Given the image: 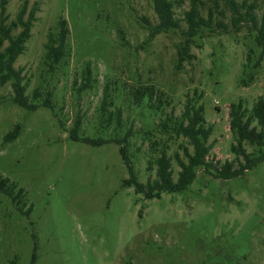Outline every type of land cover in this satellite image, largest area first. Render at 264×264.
<instances>
[{
	"label": "rangeland",
	"instance_id": "1",
	"mask_svg": "<svg viewBox=\"0 0 264 264\" xmlns=\"http://www.w3.org/2000/svg\"><path fill=\"white\" fill-rule=\"evenodd\" d=\"M24 2V19L34 4L38 12L14 67L22 71L26 96L36 88L51 92L55 111L26 112L11 102L10 84L0 86V179L21 189L23 201L17 205L0 193V264H264V161L230 180L198 168L186 191L149 200L124 186L129 174L117 144L68 138L76 117L82 119L81 134L106 137L93 128L107 86L122 112L120 135L131 130L128 153L138 181L154 179L147 162L163 148L176 180L174 154L191 147L159 124L171 111L182 113L186 96L200 95L212 127L208 159L219 167L232 161L237 168L243 161L231 151L229 106L241 101L249 112L264 99V57L250 69L252 82L243 83V64L256 50L249 26L235 31L221 0H171L181 29L191 2L202 17L213 11L211 29L189 43L191 58L180 64V31L151 35L157 24L152 0H7L6 25ZM263 11L261 4L255 12ZM60 19L67 24L70 57L50 74L42 65L44 44ZM86 68L93 87L77 93L73 84ZM141 85L162 93L161 110L133 103L128 92ZM16 126L17 137L7 141Z\"/></svg>",
	"mask_w": 264,
	"mask_h": 264
},
{
	"label": "trees",
	"instance_id": "2",
	"mask_svg": "<svg viewBox=\"0 0 264 264\" xmlns=\"http://www.w3.org/2000/svg\"><path fill=\"white\" fill-rule=\"evenodd\" d=\"M224 7L231 15V26L235 31H239L243 25L249 26L255 33L254 39L256 50L250 49L246 63L243 64V75L247 78L243 83L252 82L254 75L250 69H257L264 57V11L260 16L256 10L264 0H252L248 2L242 0L240 3L236 0H221ZM153 11L157 18V24L152 28L151 35H157L161 32L180 31V36L184 38V45L178 51V63L189 60L191 56L187 53L189 43L193 41L202 31L211 29L213 11L208 10L206 17H202L200 9L194 2L190 3L189 9L183 12V22L185 28L181 29L179 21L174 17V5L171 0H152ZM7 0H0V86L10 84L12 90L11 102L26 112H33L39 107L55 111L52 103V93L36 88L32 97L26 96V87L23 83L21 69L14 67L18 57L23 53L25 44L30 38V30L36 21L38 8L34 6L26 14V5L24 2L18 12L16 19L9 25L5 24L7 17H3ZM217 5V3H216ZM218 27L225 29V25L218 24ZM20 28L16 35H12L13 30ZM56 32H49L47 41L44 44V55L42 65L48 73H54L57 68L62 67L64 62L70 57V50L66 45L68 28L66 21L60 19L56 25ZM7 45L4 47V44ZM258 56L254 57L255 52ZM80 81L75 80L74 89L77 93L91 90L93 85L90 79L89 68L82 74ZM128 94L135 105H146L154 113L161 110L164 106L162 93L155 90L153 86H138L131 89ZM199 98L186 96V101L182 113L178 116L171 111L167 114L165 120L160 122L159 128L169 136L181 137L187 141L191 147V152L185 147L183 155L174 154V160L179 168L176 180L173 179L171 158L166 154L165 149L160 150V154L147 162V171L153 170L154 179H148L145 183L138 181L131 163V156L128 153L129 138L131 130L127 129L123 135L122 130V112L116 108L113 98L108 93V87L105 86L102 92V98L97 110V122L94 126V133H105V138L89 137L81 134L82 119L76 117L72 128L68 132V138L73 142H81L91 146H99L107 143L117 144L120 149L122 161L128 171L129 178L124 181V186L133 187L137 194H142L145 199H159L162 193L178 194L186 191L196 178V170L203 169L206 172L215 171L217 178L230 180L241 177L246 171L256 167L264 161V99L259 97L252 105L249 112L242 106V102L231 104L229 106V130L235 143L231 146V151L237 160L242 159L238 167L234 162L225 161L219 167V162L208 159L212 147L208 144V139L212 133V127L207 125L204 117V108L199 103ZM259 127V129L253 124ZM111 129V133L106 131ZM19 131V126L6 137V140H14ZM156 145V142H153ZM244 145L255 147L256 152L247 153ZM6 179H0V193L10 199L17 205L23 204L22 190H17L16 185L8 183Z\"/></svg>",
	"mask_w": 264,
	"mask_h": 264
}]
</instances>
